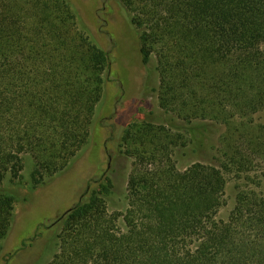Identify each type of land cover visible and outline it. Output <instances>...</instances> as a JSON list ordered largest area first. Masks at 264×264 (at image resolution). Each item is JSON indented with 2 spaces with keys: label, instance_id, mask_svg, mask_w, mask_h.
Returning <instances> with one entry per match:
<instances>
[{
  "label": "trees",
  "instance_id": "16d2710c",
  "mask_svg": "<svg viewBox=\"0 0 264 264\" xmlns=\"http://www.w3.org/2000/svg\"><path fill=\"white\" fill-rule=\"evenodd\" d=\"M118 1L143 30V60L155 57L159 106L224 125L223 167L250 185L217 220L223 174L203 163L178 170L181 134L129 124L124 228L106 210L110 180L93 178L88 201L56 220L58 252L48 264H264V189L251 174L254 163L264 170V128L249 119L264 111V0ZM108 64L66 0H0V183L19 176L25 156L38 183L67 168L88 138ZM13 202L0 194V249Z\"/></svg>",
  "mask_w": 264,
  "mask_h": 264
},
{
  "label": "rangeland",
  "instance_id": "374dc122",
  "mask_svg": "<svg viewBox=\"0 0 264 264\" xmlns=\"http://www.w3.org/2000/svg\"><path fill=\"white\" fill-rule=\"evenodd\" d=\"M66 1L77 17L78 29L108 55L103 93L85 144L63 172L38 183L34 161L25 156L19 176L11 181L6 175L0 183V194L14 199L0 264H48L58 252L60 224L56 220L78 201H88L91 190L98 186L97 181H91L93 178L101 181L106 176L110 180L112 187L104 199L106 210L116 215L117 226L124 228L132 158L122 150L121 137L125 127L135 122L149 121L181 134L185 145L173 154L178 170L203 163L223 174L222 203L215 218L227 220L238 190L250 182L228 174L223 167L224 144L220 139L225 126L211 121H183L159 106L155 57L143 60L139 52L143 30L131 23L128 11L118 0ZM104 23L106 31L101 30ZM249 119L250 124L264 128V111L253 113ZM235 134L242 139L248 136L241 130ZM260 166L254 163L251 174L260 178L264 189V170Z\"/></svg>",
  "mask_w": 264,
  "mask_h": 264
}]
</instances>
